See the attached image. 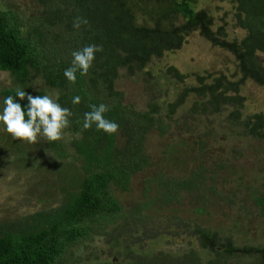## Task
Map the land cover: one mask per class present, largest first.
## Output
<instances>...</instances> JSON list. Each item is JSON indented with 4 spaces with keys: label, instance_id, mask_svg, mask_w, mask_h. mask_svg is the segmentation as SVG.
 Returning <instances> with one entry per match:
<instances>
[{
    "label": "trees",
    "instance_id": "obj_1",
    "mask_svg": "<svg viewBox=\"0 0 264 264\" xmlns=\"http://www.w3.org/2000/svg\"><path fill=\"white\" fill-rule=\"evenodd\" d=\"M36 1L39 7L31 16L0 3V71H7L17 80L25 79L32 71L48 89H57V102L72 113L64 130L77 135L70 145L80 159L82 178L76 197L62 208L57 219L34 232L9 229L0 235V264H61L63 255L71 254L73 246L90 239L97 229L100 233L111 227L109 239L116 242L117 233L124 232L127 226L126 218L141 223L143 210L156 198L137 201L126 212L111 189L129 190L132 176L151 165L145 150L146 135L153 129L159 134L166 132L164 118L170 123L187 92L196 94L198 99L180 123L188 118L206 120L209 115H224V121L237 135L264 141V112L242 116L244 97L240 94L246 79L264 85V65L257 55L264 53V0H229L233 25L244 31L240 39H228L222 25L212 28V17L204 9H196L195 0ZM77 17L87 20L78 29L73 27ZM195 30L210 44L232 55L239 79H228L221 73L206 81L197 75L198 84L183 88L167 102L165 114L153 99L141 111L124 103L122 91L115 88L118 76L147 75L143 69L152 58L179 48ZM90 44L102 45L103 51L95 54L88 74L77 71L76 81L71 83L64 70L71 66L72 52ZM164 74L183 81L184 76L174 66L165 68ZM1 95L2 102L6 96L15 97L16 90L5 88ZM36 95L44 93L37 91ZM75 96L81 97L79 104L72 103ZM16 99L22 106L28 104L27 100ZM101 103L109 107L105 116L118 123V133L108 135L98 131L95 124L90 129L83 128L84 114L92 110L90 105ZM203 129L204 135L211 134L209 125L204 124ZM214 175L216 170L199 166L185 176L163 173L149 181L159 187L162 205H177L192 198L204 205L220 196L212 184ZM249 195L264 214V193L251 190ZM191 233L201 251L212 256L200 260L198 251L189 247L178 257L172 252H159L157 259L142 264H239L241 257L250 259L242 264H264V246H238L229 236L221 239L198 224ZM106 264L125 263L116 258Z\"/></svg>",
    "mask_w": 264,
    "mask_h": 264
},
{
    "label": "rangeland",
    "instance_id": "obj_2",
    "mask_svg": "<svg viewBox=\"0 0 264 264\" xmlns=\"http://www.w3.org/2000/svg\"><path fill=\"white\" fill-rule=\"evenodd\" d=\"M0 3L28 16L39 7L36 0H0ZM194 7L204 9L212 17V28L224 26L228 39L243 36L244 31L233 25L229 0H195ZM257 55L264 65V53ZM168 66H174L184 76L183 81L168 78L164 74ZM145 71L147 75L121 73L115 88L122 91L124 103L140 111L146 109L149 99L157 101L162 114L167 110L164 106L177 93L198 84L197 75L204 76L206 81L221 73L228 79L240 77L232 55L210 44L196 30L185 37L179 48L152 58ZM5 88H20L33 96L43 91L54 99L58 93L56 88L48 89L32 71L22 80L0 71V112L1 91ZM240 94L244 97L242 116L264 112V85L246 79ZM196 99V94L187 92L183 103L172 113L170 123L164 118L168 125L166 132L159 134L153 129L147 133L145 150L151 165L132 176L129 190L111 189L126 212L137 201L156 198L143 210L141 223L126 218L127 226L124 232L117 233L116 242L109 239L111 227L100 233L97 229L90 239L73 246L71 254L63 255L61 264H106L116 258L125 264H142L157 259L159 252H172L178 257L189 247L198 251L200 260L209 258L212 255L201 251L196 236H192L197 224L221 239L229 236L238 246H264V214L249 197L251 190L264 193V141L237 135L224 121V115H209L206 120V117L188 118L180 123ZM204 124L212 127L209 136L202 133ZM76 136L64 130L61 141L49 143L41 139L37 144H29L13 139L0 126V235L9 229L37 231L57 219L62 208L71 204L82 178L80 159L70 145ZM199 166L216 170V175L211 176L212 184L220 196L212 197L204 205L192 197L187 198L193 200L185 199L177 205H162L159 187L149 180L163 173L185 176ZM248 258H238V263H246Z\"/></svg>",
    "mask_w": 264,
    "mask_h": 264
},
{
    "label": "clouds",
    "instance_id": "obj_3",
    "mask_svg": "<svg viewBox=\"0 0 264 264\" xmlns=\"http://www.w3.org/2000/svg\"><path fill=\"white\" fill-rule=\"evenodd\" d=\"M81 23L86 24L87 20L77 17L73 27L78 29ZM102 51L103 46L96 44L86 45L82 49L74 50L71 66L64 70V76L71 83H75L76 72L80 71L81 75H87L89 69L93 66L95 54ZM17 97L20 100L26 98L28 104L22 106L17 101ZM58 99L59 93H55L54 99L50 95L33 96L17 88L15 97L9 95L3 98L0 126H3V129L11 134L13 139H19L29 144H37L41 139L49 143L61 141L64 139V129L69 126L68 118L72 113L68 108L61 107L57 102ZM80 102V96L73 97V104H79ZM90 107L92 110L84 114V129H90L95 124L98 131L102 130L108 135L118 133V123L107 119L105 116V113L109 111L106 104L90 105Z\"/></svg>",
    "mask_w": 264,
    "mask_h": 264
}]
</instances>
